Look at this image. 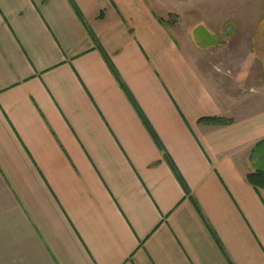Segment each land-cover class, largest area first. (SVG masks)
Wrapping results in <instances>:
<instances>
[{
    "label": "crops",
    "instance_id": "0c3cea01",
    "mask_svg": "<svg viewBox=\"0 0 264 264\" xmlns=\"http://www.w3.org/2000/svg\"><path fill=\"white\" fill-rule=\"evenodd\" d=\"M188 48L148 0H0V222L21 263L264 264V75L218 90Z\"/></svg>",
    "mask_w": 264,
    "mask_h": 264
},
{
    "label": "rangeland",
    "instance_id": "374dc122",
    "mask_svg": "<svg viewBox=\"0 0 264 264\" xmlns=\"http://www.w3.org/2000/svg\"><path fill=\"white\" fill-rule=\"evenodd\" d=\"M148 1L218 90L243 92L264 75V0ZM257 159L264 172V153ZM1 219L0 264H23Z\"/></svg>",
    "mask_w": 264,
    "mask_h": 264
},
{
    "label": "trees",
    "instance_id": "16d2710c",
    "mask_svg": "<svg viewBox=\"0 0 264 264\" xmlns=\"http://www.w3.org/2000/svg\"><path fill=\"white\" fill-rule=\"evenodd\" d=\"M114 74H115L116 78L118 79L120 85H121V86L127 91V89H126L124 83L121 81V79H120L119 75L116 73V71H114ZM201 120H202V121H205V122H207V123H222V122L224 121V119H222V118H218V117H203V118H201ZM148 128H149V127H148ZM155 141H156L158 147H159L160 149H163L161 143H160L157 139H156ZM163 156H164V158H165L166 160H168V162L170 163L172 169L175 171V168H174L173 164H171V162H170L169 159L167 158V154H166V152H163ZM247 179H248L250 182H251V181H254V182L256 183V182L259 181V182L264 183V172H262V171H257V172L249 173V174L247 175Z\"/></svg>",
    "mask_w": 264,
    "mask_h": 264
}]
</instances>
